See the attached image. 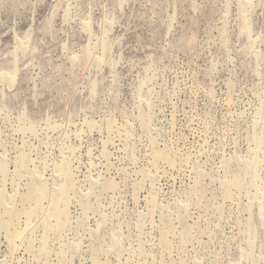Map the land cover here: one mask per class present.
<instances>
[{
  "label": "rangeland",
  "instance_id": "obj_1",
  "mask_svg": "<svg viewBox=\"0 0 264 264\" xmlns=\"http://www.w3.org/2000/svg\"><path fill=\"white\" fill-rule=\"evenodd\" d=\"M1 166L0 264H264V0H0Z\"/></svg>",
  "mask_w": 264,
  "mask_h": 264
},
{
  "label": "bare ground",
  "instance_id": "obj_2",
  "mask_svg": "<svg viewBox=\"0 0 264 264\" xmlns=\"http://www.w3.org/2000/svg\"><path fill=\"white\" fill-rule=\"evenodd\" d=\"M249 1V0H246ZM252 7V6H251ZM255 44H253L254 47ZM103 47V46H102ZM84 59V58H83ZM81 60V59H80ZM100 61L102 59H99ZM84 62V61H83ZM86 62V61H85ZM104 63V62H102ZM13 79H9L8 82H12ZM11 84V83H10ZM9 87V86H8ZM143 92V91H142ZM10 116V115H9ZM102 125V124H101ZM89 129V128H88ZM261 143V142H260ZM263 144V143H262ZM261 144V145H262ZM24 146V145H23ZM164 156V155H163ZM162 157V156H160ZM254 162L252 161V166L248 169L249 173H253L255 174V176L257 177L258 173L254 172V170L256 169L255 167L257 166V160L258 158H253ZM47 162V161H46ZM25 163V162H24ZM48 163V162H47ZM250 163V165H251ZM54 164V163H53ZM23 165V164H22ZM5 166V165H4ZM58 166V165H57ZM2 167V166H1ZM20 170V169H19ZM60 170V178L57 180V182L55 183V191H57V193L55 195H53L51 197V202H50V213H52V217H54L56 219V224L52 226L53 229L56 230H62L65 228L66 224L68 223V217H69V204H70V200H69V195L70 193H68L69 191H72L70 189V182L72 181V174H70L69 170L65 167V165H62L61 167H59ZM58 170V171H59ZM6 171V167H2L1 169V174L3 175H7L5 173ZM34 172V171H33ZM36 172V170H35ZM39 172V171H38ZM57 172V171H56ZM45 173V172H44ZM20 175V174H19ZM41 175V173H40ZM58 175V173H57ZM35 176V173H34ZM254 178V177H253ZM35 179V178H34ZM5 180V178H4ZM37 181H33L31 183V186L28 189V192H26L25 194H23L21 196V201L23 204H29L30 207H25L23 209H12V207L7 208V211H3L4 213L2 214L0 212V231L3 232L2 230H11L10 228L13 227V225H16L17 221H19L22 216H25L27 218H30L32 215H34L36 213V210H38L39 207L42 208L41 204H42V200L44 198H47V193L50 190H47L46 184L44 182V180L42 181V179L40 178L39 181L38 179H36ZM236 180V179H234ZM256 180V179H255ZM3 181V180H2ZM237 183V181H236ZM9 184V183H8ZM49 184V183H48ZM231 184L232 181H231ZM239 185V184H238ZM237 185V186H238ZM235 186V185H234ZM74 187V185H73ZM104 189L110 191L111 189H114L116 187V184L113 181H109L106 180V182H104ZM75 188V187H74ZM102 188V187H101ZM4 189V188H3ZM2 189V190H3ZM19 190V189H18ZM76 190V189H75ZM103 190V189H102ZM228 191H230L228 189ZM73 192V191H72ZM106 192V191H105ZM111 192V191H110ZM229 194V192L226 191L225 194ZM79 194V193H78ZM91 194V190L89 191V195H87L86 197L88 198L87 200H85V204L84 207L87 209H89L90 207V202H88L89 197ZM46 196V197H45ZM96 196V195H95ZM227 196V195H226ZM71 198V197H70ZM86 199V198H85ZM69 200V201H68ZM20 201V200H19ZM13 202V201H12ZM7 203V202H6ZM5 204V198L3 196V193H0V207L1 205ZM94 205V204H93ZM82 206V205H81ZM5 207V206H2ZM5 210V208L3 209ZM10 210V212H9ZM42 210V209H41ZM1 211V210H0ZM35 211V213H34ZM8 212V213H7ZM34 213V214H33ZM152 213V212H151ZM88 218V217H87ZM33 219V218H32ZM29 221V220H26ZM16 223V224H15ZM19 223V222H18ZM31 223V222H30ZM45 224V223H44ZM18 225V224H17ZM20 226V225H19ZM48 226V225H47ZM16 228V227H15ZM18 229V228H17ZM31 229V228H30ZM21 230V229H20ZM13 231V230H12ZM10 232V231H9ZM21 232V231H20ZM19 231H15L13 233L14 238H19V235H21ZM7 233V232H6ZM1 234V233H0ZM8 234V233H7ZM10 236V234H8ZM7 235V238H8ZM22 238V237H21ZM10 239V238H8ZM12 239V238H11ZM26 239V238H25ZM18 242V240H17ZM35 245V244H34ZM21 249V248H20ZM47 251V250H46ZM50 252V251H49ZM46 258V257H45Z\"/></svg>",
  "mask_w": 264,
  "mask_h": 264
}]
</instances>
